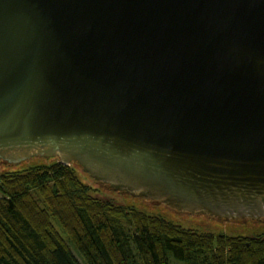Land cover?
Listing matches in <instances>:
<instances>
[{"label": "water", "instance_id": "95a60500", "mask_svg": "<svg viewBox=\"0 0 264 264\" xmlns=\"http://www.w3.org/2000/svg\"><path fill=\"white\" fill-rule=\"evenodd\" d=\"M34 158L264 223V0H0V165Z\"/></svg>", "mask_w": 264, "mask_h": 264}, {"label": "trees", "instance_id": "16d2710c", "mask_svg": "<svg viewBox=\"0 0 264 264\" xmlns=\"http://www.w3.org/2000/svg\"><path fill=\"white\" fill-rule=\"evenodd\" d=\"M41 160L0 174V264H264V235L186 229L93 196L73 165Z\"/></svg>", "mask_w": 264, "mask_h": 264}, {"label": "rangeland", "instance_id": "374dc122", "mask_svg": "<svg viewBox=\"0 0 264 264\" xmlns=\"http://www.w3.org/2000/svg\"><path fill=\"white\" fill-rule=\"evenodd\" d=\"M60 162L59 159L56 158ZM43 160L41 158H34L29 162H26L17 167H5L0 165V174L7 172H25L30 167L35 166L37 164H42ZM73 165V167L78 172L80 178L92 188V195L99 197L102 200H110L115 204L123 205V206H132L140 211L146 212L149 215L161 216L166 218L168 221H171L177 225H180L186 229L197 231L199 233L211 232L215 235L223 234L232 237H256L259 235H264V223H247V224H231V223H219L214 220L204 218L203 216H188V215H177L171 210L161 207V206H151L150 204H146L147 200L142 198H133L129 195H121L116 194L109 190H104L100 188L94 183H92V179L84 174L79 168V165ZM92 183V184H91ZM144 201V202H143ZM67 238V235H64ZM71 249L76 255V257L83 261V257L79 253L76 246L70 243Z\"/></svg>", "mask_w": 264, "mask_h": 264}]
</instances>
